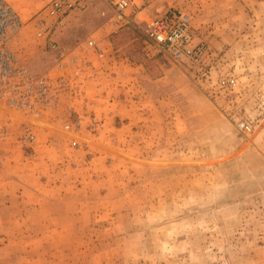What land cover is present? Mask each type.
Here are the masks:
<instances>
[{"label":"rangeland","instance_id":"374dc122","mask_svg":"<svg viewBox=\"0 0 264 264\" xmlns=\"http://www.w3.org/2000/svg\"><path fill=\"white\" fill-rule=\"evenodd\" d=\"M7 1L23 21L14 49L33 76L73 52L92 62L91 38L113 40L136 64L124 58L114 74L129 75L138 58L151 75L107 114L89 109L99 126L88 119L76 137L65 123L52 128L41 158L38 136L34 154L22 152L23 180L0 172V264H264V0H131L128 24L105 0L58 20L44 19L51 0ZM174 10L207 44L202 64L147 42V23ZM42 18L55 26L49 38L39 36ZM224 78L237 85L222 88Z\"/></svg>","mask_w":264,"mask_h":264},{"label":"built area","instance_id":"2783aa9c","mask_svg":"<svg viewBox=\"0 0 264 264\" xmlns=\"http://www.w3.org/2000/svg\"><path fill=\"white\" fill-rule=\"evenodd\" d=\"M105 1L116 11L115 23H130L125 12L131 6V0ZM86 7L87 0H51L45 9L44 19L50 17L58 20L74 10H83ZM44 19L40 21L44 30L39 36L48 31L46 38H49L55 26L43 23ZM147 24V42L169 55L174 62L189 61L199 65L210 57L208 46L200 39L189 14L174 10ZM22 28L20 15L7 0H0V108L11 115L8 119L0 121V138L3 141L16 139L23 154L29 157L34 154L38 142L33 125L43 120L63 98H68L73 103L86 102L85 74L91 62L76 53L62 60L54 73L33 76L14 49ZM55 48V43L51 42V49ZM84 48L85 51L94 52L99 59L105 56L96 39H89ZM62 70H67L68 75L57 74V71ZM219 84L222 88H228L235 87L237 82L233 78H224ZM67 114L63 130L72 136L76 137L82 131L85 118L89 119L92 127L99 126L98 120L92 115L81 116L73 108H68ZM19 117L23 122H20L18 134H13L12 127L19 124L16 121ZM239 129L245 133L252 130L251 126L244 122L239 125ZM77 142L78 140L74 139L73 145L76 146Z\"/></svg>","mask_w":264,"mask_h":264},{"label":"crops","instance_id":"0c3cea01","mask_svg":"<svg viewBox=\"0 0 264 264\" xmlns=\"http://www.w3.org/2000/svg\"><path fill=\"white\" fill-rule=\"evenodd\" d=\"M98 42L101 49L104 50L105 56L103 59H99L98 57H96V55H95L96 58H92L90 54L91 57L90 60H92V62L90 63V67L86 69V74H85L86 92H87L86 102L73 103L70 99L66 98V103H64L63 99H61L58 105L56 107H53L43 118V120L33 125V128H35L36 132L38 133L39 139L41 140L40 141L41 143L38 146L39 148L38 156L40 158H41L40 156L41 154H39V152H43V149L45 150L48 147L47 145H49V142L50 143L53 142L52 140H48V138H50L51 136L52 137L55 136L51 132L52 128H55L57 125H61L62 123H66L68 116L67 114L68 108L75 109L78 112V114L81 116H86L89 109L92 108H95L94 110H98L97 112H104V114L105 113L107 114V112H109L111 109L115 107V104L117 103V99L120 98L119 92L120 94L125 92L129 93V91H132L134 88L136 89L138 87L136 86L138 85L137 78H140L141 74H143L147 78H149V75H151L144 70L145 67L141 64H137L138 68L132 70L129 75H124V76L120 75L119 71L117 72L118 74L117 73L114 74L115 72L114 70L117 67V63H119L124 58L125 61H127L128 63L132 65H136V64H134L128 57H126V54L124 53L119 54V52L112 47L113 45L110 41H106V42L98 41ZM89 52L91 53L92 51H88L86 53ZM73 54L76 53L74 52L71 53V55ZM59 64L60 62L57 64V66H59ZM125 81L129 84L125 85L124 83ZM124 87H126L127 89H125ZM112 92L114 93V95ZM121 97H123V94L121 95ZM9 116L10 115H8L5 110L0 108V121H3V119L8 118ZM102 121H104L103 122L104 125L103 124L102 125L105 126L107 122L105 120ZM87 122H88V118H85V122H83L82 124V130L85 128L84 125L88 124ZM101 130L103 131V129ZM97 135L101 136V133H98ZM8 145L9 144H7L6 141H2L0 139V172H4V171L12 172L14 170L17 173V176H19L20 179L23 180L22 178H24L23 175L27 171V168L31 167L29 166L30 165L29 160L22 154L20 148L16 149L12 146L8 148ZM8 150L10 151L8 152ZM4 158L5 160H3ZM18 158L19 160L15 161V159ZM37 162H39L40 165H42V163L47 164V161L45 160H40ZM19 182L22 189L24 190L34 191L35 194L37 193V190H40L37 187H35V190H33L31 187H29V185H27V182L25 181H24L25 183L21 181ZM41 184H43L45 187L48 186L47 181H44V183L42 182ZM60 186L61 185L57 186L58 189H61ZM40 197L42 196L40 195ZM18 202H19V206H23L25 210L21 213L22 216L24 217L23 219H28L27 216L29 215V210L26 211V209L29 206H33V204L27 203L25 199L23 201H18Z\"/></svg>","mask_w":264,"mask_h":264},{"label":"trees","instance_id":"16d2710c","mask_svg":"<svg viewBox=\"0 0 264 264\" xmlns=\"http://www.w3.org/2000/svg\"><path fill=\"white\" fill-rule=\"evenodd\" d=\"M112 43H114L113 40H112ZM115 46H117L116 43H115ZM117 48H118V47H117ZM130 56H131V55H130ZM141 56H142V55H141ZM134 57H135V55H134ZM134 57H133V58H134ZM136 58H137V57H136ZM136 58H134V59H136ZM138 60H139V61H138ZM136 61H137L139 64H141V65H143V66H146V64H143V62L141 61V59H138V58H137ZM157 73H158V72H157Z\"/></svg>","mask_w":264,"mask_h":264}]
</instances>
